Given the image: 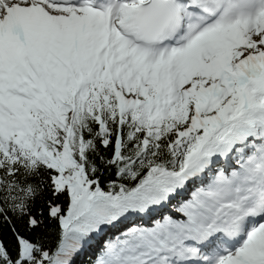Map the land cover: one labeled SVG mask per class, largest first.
<instances>
[{"label":"snow or ice","instance_id":"1","mask_svg":"<svg viewBox=\"0 0 264 264\" xmlns=\"http://www.w3.org/2000/svg\"><path fill=\"white\" fill-rule=\"evenodd\" d=\"M0 264H264V0H0Z\"/></svg>","mask_w":264,"mask_h":264}]
</instances>
